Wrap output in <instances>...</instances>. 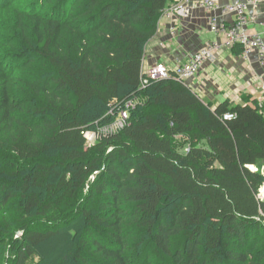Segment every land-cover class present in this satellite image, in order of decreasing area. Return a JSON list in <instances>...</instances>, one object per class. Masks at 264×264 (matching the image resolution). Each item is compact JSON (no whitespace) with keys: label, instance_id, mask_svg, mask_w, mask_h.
Here are the masks:
<instances>
[{"label":"trees","instance_id":"16d2710c","mask_svg":"<svg viewBox=\"0 0 264 264\" xmlns=\"http://www.w3.org/2000/svg\"><path fill=\"white\" fill-rule=\"evenodd\" d=\"M175 3L0 0V242L11 236L13 264H264V176L249 167L264 159V105H215L174 77L141 84ZM130 99L125 126L89 148L85 132ZM12 208L35 219L19 238ZM54 238L68 256L47 255Z\"/></svg>","mask_w":264,"mask_h":264},{"label":"crops","instance_id":"0c3cea01","mask_svg":"<svg viewBox=\"0 0 264 264\" xmlns=\"http://www.w3.org/2000/svg\"><path fill=\"white\" fill-rule=\"evenodd\" d=\"M228 1L230 0H222L221 3ZM213 13L216 12L196 5L188 19H175L170 13L164 14L158 31L146 43L143 70L162 62L173 69L178 60H187L193 52L213 40L218 45L213 59L205 63L194 79L186 84L204 101L215 105L227 98L235 103L243 104L256 100L260 105H264L263 61L256 52L247 56L243 51L237 52L240 47L229 44L224 35L210 29L209 16ZM232 18L233 16L229 15L227 20ZM172 25L178 27L176 35L170 33ZM250 25L251 32L258 31L264 36V2L258 7L257 18ZM263 162L264 159L257 166H261Z\"/></svg>","mask_w":264,"mask_h":264},{"label":"built area","instance_id":"2783aa9c","mask_svg":"<svg viewBox=\"0 0 264 264\" xmlns=\"http://www.w3.org/2000/svg\"><path fill=\"white\" fill-rule=\"evenodd\" d=\"M221 1L222 0H176V3L173 6L164 10V14L170 13L175 17V19L177 18L182 20L188 19L192 16L193 9L196 5L207 11H214L216 13L209 16L210 29L215 31L217 34L224 35L229 44H242L245 56L252 52H256L264 63V36L258 31H250V23L256 20L257 9L264 2V0H230L228 2H224V4H222ZM217 12H220V14ZM229 15L233 16L230 21L227 20ZM223 16H226L227 18L224 19ZM170 28V33L172 35H176L178 27H176V25H172ZM217 48V43L212 40L193 52L187 60H178L173 69H170L164 62L148 67L145 71L142 70L141 84L145 87L152 79L158 80L168 77H174L177 80L179 79L187 83L194 79L205 63H208L211 59H213L212 57ZM262 89L264 90V83H262ZM137 103V100L130 99L124 105L120 106L124 110V121L121 119L119 122V129L125 126L124 124L129 117L130 109L135 107ZM233 116H235V114L229 111L224 115V118L227 119ZM89 132L90 131L85 133L87 142ZM249 167L256 172L262 173L264 176V162L261 166L250 165ZM257 199L259 202H264V179L257 192ZM258 219H263L264 221L263 209L260 211Z\"/></svg>","mask_w":264,"mask_h":264},{"label":"rangeland","instance_id":"374dc122","mask_svg":"<svg viewBox=\"0 0 264 264\" xmlns=\"http://www.w3.org/2000/svg\"><path fill=\"white\" fill-rule=\"evenodd\" d=\"M116 103H118V101H116V100H114V102L111 103L110 108L108 109L109 111L107 113L110 116L107 119L100 120L101 118H103V117H100L98 120H96V123H95L96 127L92 130H90V129L88 130V131H90L89 137H88V142H89L88 147L89 148L94 146L96 141L99 138L114 134L115 131L120 130L119 129V126H120L119 122L121 121V119L124 121V119H123L124 110L120 106H115ZM131 110H132V108L129 111L130 114H129V117L127 120L130 119ZM188 147L189 146L186 145L185 140L180 138V140L177 141V148H178L179 152L183 153L186 149H188ZM3 151H4L3 156H2L3 158L5 155L6 157L13 159V155H11V153L9 151H6V150H3ZM12 209L13 210L11 211L10 215L12 218V225H15V230H14V233L12 235V238L13 237L19 238V236H21V234H22L21 226L24 224H27V222L31 223L35 219L29 218V217L24 218L22 213L19 214V212L17 211L16 208H12ZM36 224L39 228L40 227L41 228L52 227V224L46 218H42V219L37 220ZM263 224H264V221H263ZM0 225H2L1 221H0ZM251 228L254 231H256V226H251ZM259 234L260 235H259L258 240H263L264 232H263V234H261L259 232ZM256 239H257V236H256ZM252 242H253V240H252ZM12 246H13V241H11V236H8V238H6L5 240H2V242H0V264H13L14 263L15 257H14V251L12 250ZM70 246L71 245H69V246L66 245L65 241L61 242V239H55V238H54V240L51 239V241L46 246L47 248H49L47 255L50 256L51 258H53L56 254L61 255V254L65 253L68 256V253H69L68 251L70 249ZM261 250H262L261 245H259V246L257 245L253 249V252H254V254L258 255L261 252Z\"/></svg>","mask_w":264,"mask_h":264},{"label":"bare ground","instance_id":"6f19581e","mask_svg":"<svg viewBox=\"0 0 264 264\" xmlns=\"http://www.w3.org/2000/svg\"><path fill=\"white\" fill-rule=\"evenodd\" d=\"M87 131H88V130H87ZM87 131H86V132H87ZM86 132H85V133H86Z\"/></svg>","mask_w":264,"mask_h":264}]
</instances>
